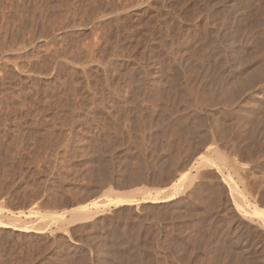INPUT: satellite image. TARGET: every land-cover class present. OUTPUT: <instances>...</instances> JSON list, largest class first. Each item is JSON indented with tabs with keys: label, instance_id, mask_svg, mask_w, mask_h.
<instances>
[{
	"label": "rangeland",
	"instance_id": "obj_1",
	"mask_svg": "<svg viewBox=\"0 0 264 264\" xmlns=\"http://www.w3.org/2000/svg\"><path fill=\"white\" fill-rule=\"evenodd\" d=\"M262 69L264 0H0V209L138 200L41 235L0 224V260L264 264V221L221 174L264 210Z\"/></svg>",
	"mask_w": 264,
	"mask_h": 264
},
{
	"label": "bare ground",
	"instance_id": "obj_2",
	"mask_svg": "<svg viewBox=\"0 0 264 264\" xmlns=\"http://www.w3.org/2000/svg\"><path fill=\"white\" fill-rule=\"evenodd\" d=\"M103 17V16H102ZM101 18V17H100ZM105 18V17H103ZM76 28V27H75ZM21 49V48H20ZM19 49V50H20ZM24 47H22L21 50H23ZM18 50V49H17ZM11 52V50H10ZM21 52V51H20ZM19 52V53H20ZM263 67V66H262ZM238 68V67H237ZM260 71H261V68H260ZM262 71H264L262 69ZM261 74V72H260ZM263 75V74H262ZM29 77V76H28ZM31 77V76H30ZM255 77V76H254ZM262 78V77H261ZM250 79V78H249ZM253 80V79H252ZM251 81V80H250ZM259 93V92H258ZM222 95V94H221ZM261 96V95H260ZM229 105V104H228ZM221 127V126H220ZM215 129V128H214ZM234 133V132H233ZM215 134V133H214ZM219 134V133H218ZM220 135V134H219ZM207 136V135H206ZM224 137V136H223ZM226 137V136H225ZM232 137V136H231ZM212 138V137H211ZM232 140V139H231ZM231 142V141H230ZM203 146V145H202ZM166 147V146H165ZM176 149V148H175ZM201 149V148H200ZM180 151V150H179ZM197 151V150H196ZM214 152L217 156H218V159L220 157H223V154L221 152H219V149L216 148V146H208L206 148V150L204 152L201 153V157L203 159V163H205V165L207 164L208 166L211 165H215L216 162H215V157L214 159L212 158L211 153ZM200 154V153H199ZM232 154V153H231ZM178 155V154H177ZM180 155V154H179ZM190 155V154H189ZM193 155V154H191ZM188 156V155H187ZM186 156V157H187ZM199 157V156H198ZM181 158V157H180ZM186 159V158H185ZM223 161L225 159V156H224V159L221 158ZM176 160V158H175ZM190 160V159H189ZM188 160V161H189ZM197 160V159H196ZM200 160V161H201ZM238 160V159H237ZM179 161V160H178ZM199 161V160H197ZM197 162L198 164L199 163H202V162ZM226 161V160H225ZM187 162V161H186ZM228 162V161H227ZM239 162V161H237ZM179 163V162H178ZM196 163V165H197ZM200 164V165H204V164ZM218 163V162H217ZM225 163V162H224ZM231 162H228V164H230ZM174 164V162H173ZM183 164V163H182ZM227 164V163H226ZM225 164V165H226ZM243 164V163H242ZM248 164V163H247ZM188 165V164H187ZM190 165V163H189ZM224 165V166H225ZM232 165L234 167L235 164H233L232 162ZM244 165V164H243ZM186 166V165H185ZM217 166V164H216ZM220 165L218 164V169L220 168L221 169V166L219 167ZM241 166V165H239ZM238 166V167H239ZM175 167V166H174ZM201 168V166H198ZM232 168V166H230ZM264 167V166H263ZM225 168V167H224ZM237 168V167H236ZM244 168V167H243ZM185 169V167H184ZM183 169V170H184ZM199 169V168H198ZM228 169V168H227ZM234 169L235 171V168H232V170ZM255 169V168H254ZM263 170V169H262ZM200 171V170H199ZM222 171V178L223 180H225V188H227V193L232 197L231 200H233V206L235 207V209H237V211L239 212V214H241V216H244L245 218H249L250 220H252L251 222H254L255 224V221L253 220V217H257L258 219L261 218L263 219L264 221V210L262 208H259L258 205L256 204H253L249 199L248 197L246 196L245 194V191L244 189H240L238 185L235 184V182L233 180L235 179H232L230 178L228 175H226L223 170ZM236 171L238 172L239 170L236 169ZM250 171V170H249ZM249 171H247L249 173ZM189 171H187V173L184 171V173H179L178 175L181 177L179 178L180 181L181 179H183L184 182L185 181V178L184 177H187L189 175L188 173ZM236 172V173H237ZM241 172V171H240ZM234 173V172H233ZM188 174V175H187ZM191 174V173H190ZM219 174V175H221ZM242 174V172L240 173ZM192 175V174H191ZM190 175V176H191ZM231 175V174H230ZM236 175V174H235ZM239 175V174H238ZM243 176H246L247 174H242ZM249 175V174H248ZM145 176V175H144ZM143 176V177H144ZM174 177V176H173ZM176 177V176H175ZM194 177V176H193ZM193 177L191 176V181L194 182L193 180ZM240 177V176H239ZM238 177V179H239ZM242 177V176H241ZM240 177V178H241ZM252 177V176H251ZM249 176V178H251ZM221 178V177H220ZM262 178V177H261ZM173 179V178H172ZM178 179V180H179ZM245 179V178H244ZM190 180V179H189ZM246 180V179H245ZM250 180V179H247V181ZM241 181V180H240ZM243 181V180H242ZM252 181V180H251ZM254 181V180H253ZM257 181V180H256ZM105 182V181H104ZM182 182V181H181ZM181 182L179 184V181H178V184L177 186H174V188H171L170 189H166V190H158L155 195L154 194H149L148 191H147V188H146V194L145 196H143L142 198L144 199V201H150V202H159V201H167L169 200L170 198L174 197L175 195L179 194L180 192H182L186 186L188 185L187 183H184L182 182V187H181ZM191 182V185H193ZM245 182V181H244ZM250 182V181H249ZM258 182V181H257ZM255 182V183H257ZM195 183V182H194ZM221 183V182H220ZM248 183V182H247ZM252 182H250L251 184ZM174 184V185H176ZM224 184V183H223ZM244 184V183H243ZM246 184V183H245ZM190 185V183H189ZM258 185V184H257ZM205 186V185H204ZM250 187H253L251 185H249ZM248 186V187H249ZM173 187V186H172ZM195 187V186H194ZM217 187V186H216ZM244 187V186H243ZM249 187V188H250ZM257 187V186H256ZM224 189V188H223ZM194 190V189H193ZM201 190V189H200ZM254 190V189H253ZM111 189L107 190V192H110ZM143 191V190H142ZM202 192V190H201ZM129 192H118L117 193V198H105V196L103 197H100L98 196L99 198L94 200V202L97 204L96 205V209L95 210H92L91 208L89 207H80L78 209L79 212H76L77 209H72V210H69L68 212H70V216H67V211L65 212H56V211H49V212H42V211H39V210H29V212H24V211H20L19 213L15 212V211H11V210H7V211H4L2 208V210L0 209L1 211V215H0V224L4 225V226H10L12 231L13 232H20L22 234H26V233H29V234H43V233H46L48 231V228L50 227V225L52 224H56L59 226V228H63V225L64 223H76V222H79V221H84L86 219H89V218H92L94 215L96 214H100L102 213L105 209L106 206L110 205V204H120V203H129V204H133L134 201H138L136 199H133L129 196L128 194ZM262 193V192H261ZM191 194V193H190ZM227 195V194H226ZM220 196V195H219ZM225 196V195H224ZM195 198V197H194ZM221 198V197H220ZM255 200V199H254ZM232 202V201H231ZM233 207V208H234ZM235 211V210H234ZM8 212V214H7ZM237 216V215H236ZM240 216V215H239ZM246 218V219H247ZM257 219V220H258ZM256 220V219H255ZM256 220V224H257V221ZM263 221H262V224H263ZM236 222V221H235ZM250 222V223H251ZM253 224V223H251ZM259 224V223H258ZM264 225V224H263ZM263 230V229H261ZM50 231V230H49ZM241 232V231H240ZM262 235V234H261ZM38 236V235H37ZM236 240V239H235ZM239 240V239H238ZM234 243V242H233ZM243 244V243H242ZM230 257V256H229ZM237 261V260H236ZM227 263V262H226Z\"/></svg>",
	"mask_w": 264,
	"mask_h": 264
},
{
	"label": "trees",
	"instance_id": "obj_3",
	"mask_svg": "<svg viewBox=\"0 0 264 264\" xmlns=\"http://www.w3.org/2000/svg\"><path fill=\"white\" fill-rule=\"evenodd\" d=\"M0 264H9L7 260H0Z\"/></svg>",
	"mask_w": 264,
	"mask_h": 264
}]
</instances>
